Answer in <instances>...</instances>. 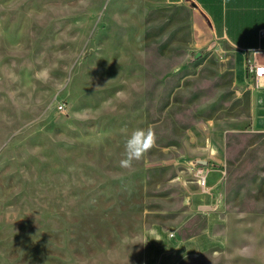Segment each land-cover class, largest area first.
<instances>
[{"label":"rangeland","instance_id":"rangeland-1","mask_svg":"<svg viewBox=\"0 0 264 264\" xmlns=\"http://www.w3.org/2000/svg\"><path fill=\"white\" fill-rule=\"evenodd\" d=\"M200 31L162 0H0V264H145L149 227L174 236L203 119L247 107L234 52ZM229 124L223 244L179 264H264V132ZM149 127L155 147L120 167Z\"/></svg>","mask_w":264,"mask_h":264},{"label":"crops","instance_id":"crops-1","mask_svg":"<svg viewBox=\"0 0 264 264\" xmlns=\"http://www.w3.org/2000/svg\"><path fill=\"white\" fill-rule=\"evenodd\" d=\"M168 6L191 7L197 15L200 34L197 47L234 52L231 69L236 96L247 105L246 111L209 115L193 153L198 157L191 166L207 172V188L187 194L192 215L170 238L165 225L149 227L145 233V264H179L183 254H202L221 248L226 230L225 180L227 167L223 139L229 121H253L259 132H264V76L248 71V65L264 67V0H162ZM212 95H208L209 98ZM247 100V101H246ZM239 106V105H238ZM243 117V118H242ZM220 120V125L215 123ZM228 121V122H226ZM240 126L245 124L239 123ZM201 128V126H200Z\"/></svg>","mask_w":264,"mask_h":264},{"label":"clouds","instance_id":"clouds-1","mask_svg":"<svg viewBox=\"0 0 264 264\" xmlns=\"http://www.w3.org/2000/svg\"><path fill=\"white\" fill-rule=\"evenodd\" d=\"M156 133L151 127L134 130L125 142L124 157L120 167L130 168L134 161L141 160L156 144Z\"/></svg>","mask_w":264,"mask_h":264},{"label":"built area","instance_id":"built-area-1","mask_svg":"<svg viewBox=\"0 0 264 264\" xmlns=\"http://www.w3.org/2000/svg\"><path fill=\"white\" fill-rule=\"evenodd\" d=\"M248 69L250 70V72L255 73L257 77L264 76V67H255L253 64H249ZM195 175L198 178V183L201 186V188L206 189L207 172L203 168L197 167L195 169Z\"/></svg>","mask_w":264,"mask_h":264}]
</instances>
